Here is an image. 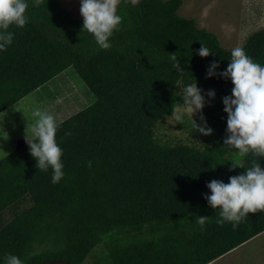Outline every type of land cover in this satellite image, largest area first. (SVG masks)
I'll use <instances>...</instances> for the list:
<instances>
[{
  "label": "trees",
  "instance_id": "1",
  "mask_svg": "<svg viewBox=\"0 0 264 264\" xmlns=\"http://www.w3.org/2000/svg\"><path fill=\"white\" fill-rule=\"evenodd\" d=\"M27 2L29 22L11 26L13 42L0 51V114L71 67L96 101L58 124L64 165L59 183H52L51 168L39 171L27 144L0 160V264L6 254L23 264H83L119 228L152 237L111 248L114 264H210L264 233V212L249 214L235 229L228 222L221 226L218 210L204 198L212 180L228 183L245 171L230 170L235 157L224 146L223 98L234 86L220 76L207 78L214 61L217 73L227 69L231 51L196 20L179 16L180 0H141L136 6L122 0V24L107 50L58 0ZM201 43L212 55L197 54ZM243 49L264 65V29ZM175 53L183 75L173 68ZM194 79L215 91L207 114L215 117L213 145L205 151L159 145L156 124L172 115L180 86ZM256 159L264 167V158ZM8 212L12 218L4 223ZM197 217L210 220L201 228Z\"/></svg>",
  "mask_w": 264,
  "mask_h": 264
},
{
  "label": "clouds",
  "instance_id": "2",
  "mask_svg": "<svg viewBox=\"0 0 264 264\" xmlns=\"http://www.w3.org/2000/svg\"><path fill=\"white\" fill-rule=\"evenodd\" d=\"M42 0H34L39 5ZM122 0H80V14L83 17V32L91 34L101 49L111 48L110 38L118 31L122 24V16L118 14ZM136 6L139 0H130ZM29 4L27 0H0V51H5L14 39V33L9 31L15 25L23 28L28 22L26 15ZM197 54L207 58L212 53L203 44ZM173 68L183 75L175 54H170ZM220 67L215 61L209 66L207 78L220 76L231 80L233 84L231 96L223 98L224 111L227 113V135L224 146L235 150L231 171L243 168L245 171L229 177V182L212 180L207 184L211 195H205L209 206L218 210L216 223L223 226L225 222L237 228L249 214L264 212V167L256 158H264V65L255 62L245 50L234 47L231 58L225 71L217 73ZM181 88L180 101L172 105V117L181 120L187 115L197 133L205 136L213 134L208 126L203 109L208 103L205 94L197 86V81ZM207 97L215 99V91L209 90ZM13 109L22 112L27 121L25 142L29 146L30 155L37 161L39 171L52 169V183H59L64 177L62 163L63 150L56 140L58 123L47 107L35 105L29 113L21 111L13 105ZM200 114L198 124L194 116ZM253 157L249 162L245 158ZM237 161H240L239 163ZM248 166L245 168V163ZM88 167L92 162L88 161ZM210 220L208 217H197L195 222L203 228ZM4 264H23L16 255L6 254Z\"/></svg>",
  "mask_w": 264,
  "mask_h": 264
},
{
  "label": "rangeland",
  "instance_id": "3",
  "mask_svg": "<svg viewBox=\"0 0 264 264\" xmlns=\"http://www.w3.org/2000/svg\"><path fill=\"white\" fill-rule=\"evenodd\" d=\"M58 1L74 18L83 19L80 14V0ZM180 2L178 15L196 20L199 29L214 34L221 46L229 51L237 46L243 48L251 35L264 29V0H180ZM187 84L181 85L179 90L181 91ZM197 86L208 101L202 115L213 130V134L205 136L197 133L187 115L182 116L181 120L164 116L153 130L154 139L159 145H186L199 151H205L213 145L215 117H208L207 114L213 109L214 103L206 95L207 88L200 83H197ZM94 101L96 98L93 93L76 69L71 67L14 105L26 114L35 105L47 107L59 124ZM194 119L199 124L200 114L194 116ZM26 123L24 114L15 111L12 106L0 114V160L15 152L19 145L25 142ZM234 151L232 150L231 155ZM11 218L12 214L8 212L2 218V222L6 223ZM259 236L219 264H264V255L258 257L260 250L264 248V233ZM151 237L152 235L148 233L143 235L125 228L116 229L104 237V241L90 253L83 264H114L110 254L111 248L122 250ZM46 249L45 245L36 246L35 252L41 253Z\"/></svg>",
  "mask_w": 264,
  "mask_h": 264
},
{
  "label": "crops",
  "instance_id": "4",
  "mask_svg": "<svg viewBox=\"0 0 264 264\" xmlns=\"http://www.w3.org/2000/svg\"><path fill=\"white\" fill-rule=\"evenodd\" d=\"M26 144V142L22 143L19 145L18 149L21 148L22 146H24ZM260 236L258 237H255L256 238H259ZM250 242H252V240H250L249 242H247L246 244L236 248L235 250L231 251L230 253H228L227 255L215 260L214 262L210 263V264H219L220 262H222L223 260H226L228 257H230L231 255H233L235 252H238L239 250H242L243 248H245L246 245H248ZM261 255H264V248H262L260 250V254L258 255V257H260Z\"/></svg>",
  "mask_w": 264,
  "mask_h": 264
},
{
  "label": "water",
  "instance_id": "5",
  "mask_svg": "<svg viewBox=\"0 0 264 264\" xmlns=\"http://www.w3.org/2000/svg\"><path fill=\"white\" fill-rule=\"evenodd\" d=\"M42 264H66V262L59 260H46Z\"/></svg>",
  "mask_w": 264,
  "mask_h": 264
}]
</instances>
